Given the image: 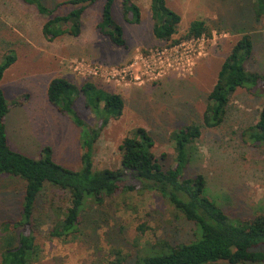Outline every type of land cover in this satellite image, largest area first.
<instances>
[{"label": "rangeland", "instance_id": "obj_1", "mask_svg": "<svg viewBox=\"0 0 264 264\" xmlns=\"http://www.w3.org/2000/svg\"><path fill=\"white\" fill-rule=\"evenodd\" d=\"M45 1L55 13L72 8L59 6L62 0ZM133 1L141 7L139 23L125 20L121 0L114 4V18L123 26L126 38V45L118 46L97 27L103 0L86 8L79 36L65 34L53 40L43 35L47 17L33 5L0 0V60L9 50L17 56L2 81L11 108L7 118L11 146L40 157L42 148L49 145L58 163L81 168L82 129L49 102L47 87L56 76H65L79 86L92 80L121 94L125 101L123 114L110 121L99 139L96 168H118L124 138L145 127L155 139L156 158L169 169L175 163L171 134L192 123L202 125L201 137L192 144L186 175L204 174L209 195L231 217L264 213V144L254 145L242 135L257 121L264 99L255 89L240 88L223 124L208 128L203 122L220 67L242 34L255 38L247 69L264 73V14L256 17L253 0H167L182 16L177 37L193 19H205L214 29L211 37L183 40L172 52L165 50L171 48L170 43L153 34L151 0ZM161 51L164 53L159 55ZM94 67L99 68L98 73L88 71ZM115 69L117 75H113ZM123 69L127 75L121 76ZM26 94L29 98L23 105L15 102ZM75 108L89 124L95 123L83 97L76 100ZM23 188L18 178L0 177V224L19 218ZM40 201L43 206L54 202L66 206L69 195L49 186ZM50 226L49 220L36 231L40 257L32 264H136L148 244L159 238L172 244L189 242L195 229L186 218L176 217L156 191L117 194L105 204L95 205L84 214L80 230L67 239L51 237ZM119 252L125 257L122 262H118Z\"/></svg>", "mask_w": 264, "mask_h": 264}, {"label": "trees", "instance_id": "obj_2", "mask_svg": "<svg viewBox=\"0 0 264 264\" xmlns=\"http://www.w3.org/2000/svg\"><path fill=\"white\" fill-rule=\"evenodd\" d=\"M47 17L43 35L53 40L65 34L79 36L82 17L89 5L99 0H62L70 5L67 13H55L45 0H23ZM116 0H103L99 32L112 43L126 45L124 28L113 14ZM125 20L139 23L141 7L133 0H121ZM255 15L264 14V0H253ZM153 34L161 41L175 45L183 40L211 37L213 27L205 19H193L187 31L177 37L182 16L167 0H151ZM255 38L242 34L223 61L217 80L208 95L203 114L204 126L215 128L227 118L230 101L240 88L255 89L264 99V73L250 71L247 62L253 57ZM17 61L9 50L0 60V177L7 174L23 181L20 216L0 224V264H32L40 257L36 231L50 220L49 235L67 239L81 228L84 214L95 205H103L117 194L156 191L172 206L176 217H183L195 226L189 242L172 244L159 238L140 253L136 264H249L264 261V213L251 218L231 217L208 193L204 174L187 176L185 170L193 157V143L202 135V125L189 124L171 134L174 166L165 169L154 153L155 139L145 128L138 127L120 145L121 164L118 168H96V146L112 119L119 118L125 101L121 94L110 91L92 80L81 86L65 76H56L48 85L49 102L69 116L82 129V166L79 169L58 163L51 146H44L40 157L14 149L8 138L7 118L10 102L2 81L7 69ZM83 97L86 108L95 117L89 124L76 110L75 102ZM29 94L15 100L23 105ZM243 138L254 145L264 144V104L257 121L243 131ZM64 190L68 205L40 201L47 187ZM42 206V209L39 207ZM38 210V211H37ZM118 257V262L124 260Z\"/></svg>", "mask_w": 264, "mask_h": 264}, {"label": "built area", "instance_id": "obj_3", "mask_svg": "<svg viewBox=\"0 0 264 264\" xmlns=\"http://www.w3.org/2000/svg\"><path fill=\"white\" fill-rule=\"evenodd\" d=\"M201 38L204 39V38H206V36H203V37H201ZM201 38H197V39H201ZM190 40H194V39H190ZM187 41H189V40H187ZM181 43H182V42L177 43V44H175V45H171V48H166L165 50L168 51L169 49H171L172 52H176L177 49H178V47H179V45H180ZM162 53H164V51L158 52L159 55H161ZM88 71L91 72V73H98L99 68L94 67V68L89 69ZM122 71H123V72H119V74H120L121 76H122V75H127L126 70L123 69ZM117 72H118L117 69L113 70V75H117V74H116Z\"/></svg>", "mask_w": 264, "mask_h": 264}]
</instances>
